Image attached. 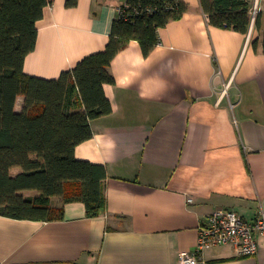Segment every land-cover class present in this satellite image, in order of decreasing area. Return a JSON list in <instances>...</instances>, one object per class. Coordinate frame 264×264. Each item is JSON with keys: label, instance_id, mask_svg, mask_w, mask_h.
<instances>
[{"label": "crops", "instance_id": "1", "mask_svg": "<svg viewBox=\"0 0 264 264\" xmlns=\"http://www.w3.org/2000/svg\"><path fill=\"white\" fill-rule=\"evenodd\" d=\"M125 1L78 0L67 8V0H53L37 23L25 73L57 79L103 51ZM182 1L188 11L159 31L149 56L130 41L115 57V84L104 87L113 112L94 120L93 137L75 150L78 160L106 168L102 214L89 218L83 203L63 207L55 197L61 220L0 216V264H180L213 211L264 216L263 32L217 28L200 0ZM250 2V14L256 5L264 14V0ZM23 105L20 97L17 112ZM258 241L252 257L231 246L203 257L264 264V236Z\"/></svg>", "mask_w": 264, "mask_h": 264}, {"label": "trees", "instance_id": "2", "mask_svg": "<svg viewBox=\"0 0 264 264\" xmlns=\"http://www.w3.org/2000/svg\"><path fill=\"white\" fill-rule=\"evenodd\" d=\"M53 0H0V216L15 220L57 221L64 205L83 203L95 218L105 208L102 165L78 160L75 150L93 137L92 122L113 112L105 85H114L109 68L130 41L145 56L160 44L159 31L188 11L182 0H126L106 48L83 58L57 79L27 75L25 60L37 44V23ZM209 23L247 34L250 0H200ZM78 0H67L74 8ZM263 32L264 14L254 24ZM258 40L253 42L257 50ZM24 98L21 112L16 105ZM14 169L20 173L13 175ZM32 192L35 196H25ZM63 207L53 208L52 198Z\"/></svg>", "mask_w": 264, "mask_h": 264}, {"label": "built area", "instance_id": "3", "mask_svg": "<svg viewBox=\"0 0 264 264\" xmlns=\"http://www.w3.org/2000/svg\"><path fill=\"white\" fill-rule=\"evenodd\" d=\"M260 11L256 5L250 16L253 28ZM251 34V31H250ZM250 40V35H249ZM264 236V216L247 220L228 209H217L199 228L196 250L193 254H181L180 264H207L203 254L214 247H233L238 256L252 257L259 250V237Z\"/></svg>", "mask_w": 264, "mask_h": 264}, {"label": "rangeland", "instance_id": "4", "mask_svg": "<svg viewBox=\"0 0 264 264\" xmlns=\"http://www.w3.org/2000/svg\"><path fill=\"white\" fill-rule=\"evenodd\" d=\"M20 102H21V101H20ZM16 172H17V171L14 170V171L12 172V174L14 175V174H16ZM25 196H27V197H28V196H29V197H30V196H35V193L28 192V193H25Z\"/></svg>", "mask_w": 264, "mask_h": 264}]
</instances>
